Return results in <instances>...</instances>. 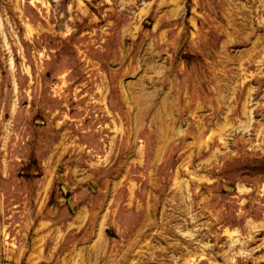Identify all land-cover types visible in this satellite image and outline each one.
I'll return each instance as SVG.
<instances>
[{"label": "rangeland", "instance_id": "obj_1", "mask_svg": "<svg viewBox=\"0 0 264 264\" xmlns=\"http://www.w3.org/2000/svg\"><path fill=\"white\" fill-rule=\"evenodd\" d=\"M0 264H264V0H0Z\"/></svg>", "mask_w": 264, "mask_h": 264}]
</instances>
